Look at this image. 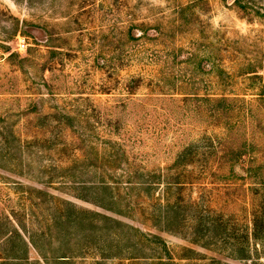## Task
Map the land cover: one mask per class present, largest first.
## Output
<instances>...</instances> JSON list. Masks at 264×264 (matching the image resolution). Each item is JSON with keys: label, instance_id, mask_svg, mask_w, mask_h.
Segmentation results:
<instances>
[{"label": "rangeland", "instance_id": "obj_1", "mask_svg": "<svg viewBox=\"0 0 264 264\" xmlns=\"http://www.w3.org/2000/svg\"><path fill=\"white\" fill-rule=\"evenodd\" d=\"M143 48L162 62L140 83ZM263 98L264 0H0V264H66L69 248L85 253L68 264H159L156 241L117 225L87 238L50 230L62 200L160 238L170 264H264L254 242L252 260H233V223L246 229L257 199L247 189L264 193ZM12 132L30 142L23 158ZM124 140L144 170L165 176L191 147L182 168L195 185L184 194L200 216L186 206L166 231L148 219L151 202L133 220L78 199L70 178L47 185L49 165L71 169L87 148ZM50 231L53 242L41 241Z\"/></svg>", "mask_w": 264, "mask_h": 264}, {"label": "trees", "instance_id": "obj_2", "mask_svg": "<svg viewBox=\"0 0 264 264\" xmlns=\"http://www.w3.org/2000/svg\"><path fill=\"white\" fill-rule=\"evenodd\" d=\"M176 25V23L171 24L172 27ZM155 30L162 36L163 43H166L170 37H173L168 35V31L163 26ZM19 33L20 32H16L14 35L12 34V38L15 39L18 37ZM143 34L145 35V30H143ZM142 39H145V37L143 38L141 36L140 40ZM167 51L168 50H164L162 53H166ZM140 53L142 54H139L141 67L136 82L142 83L146 79L153 78L154 70L158 66L157 62H162V58L158 55L160 52H156L151 56L149 54L148 57H145L144 48ZM164 59V62L168 63V54ZM150 87L156 89L152 84ZM182 95H184L185 98L189 97L187 94ZM11 136L14 137L15 140L9 141L8 143L17 144L23 158V154L30 142H28L27 145L24 144L15 132H12ZM126 142V140H124L123 143L110 141L107 149L103 151H100L97 146H91L87 148L88 160L75 158L71 169H63L56 164L49 165L48 167L52 168L51 170L55 173L53 176H56V178H53V176L49 179L46 178L47 185H53L57 183L56 180L59 179L64 181L61 182V185L65 186L67 185L65 180H69L68 178H70L74 181L75 188L80 190L81 193H85L83 196H77L78 199L89 202L103 211L133 220L136 217V212L141 211L142 204L144 202H151L153 204V213L150 214L148 219L155 222L157 227H163V230L166 231H173L172 229L175 223H179L180 220H182V223L185 221L184 216L182 219L181 217L186 206H190L199 214L200 205L198 200L190 199L187 201L184 194L187 187H194L195 185V179L194 181L190 180V178L187 177V171H184L182 168L183 163L188 160V156L194 157L191 147L186 148L183 153L177 156V160L171 168V171H175L176 174L173 176L172 174L171 176H165L163 173L144 170L137 158L128 152ZM84 149L85 148H81L80 151L82 152ZM212 149L215 151V146H213ZM246 149H248L247 145L245 148L238 150L234 157V161H236L240 153ZM43 169L45 171L49 170L45 166ZM233 170H235V164H233ZM259 172L260 167H256L251 171V176H256ZM99 173L101 174L98 176L99 178H97ZM84 175L94 178L86 181L81 180ZM247 190L253 193L256 192L254 196L257 197V199L254 201L253 211L249 215V225L246 226V229L242 230L237 221L233 223V260H252V242L256 245L257 254L260 252L259 248H262L264 251V193L258 192L256 188H249ZM42 195L55 199L48 193ZM61 202L65 204L66 208L56 216L54 224L49 225L50 230L66 227L70 229L73 228L75 232H82L81 234L85 235L87 231L92 229L94 232L99 230L104 232L109 226L117 225L128 229L130 232H137L145 238V240L148 238L156 241L159 245L158 250L161 251L157 258L159 264H170L173 261L166 243L160 238L146 235L135 228H131L103 214L78 209L70 202L64 200ZM142 215L145 216L144 214ZM210 226L213 227L216 226V224ZM50 232V234H43L41 236V241L47 238L46 240L52 243L54 235L52 231ZM100 234L102 235V233ZM60 235L61 233L59 236ZM83 238H87V235ZM24 244L26 248L29 249L25 242ZM30 244L35 250L42 253L39 245L34 240L31 239ZM68 251H70L67 252L68 254L63 252L61 254L62 256L58 257L60 262L68 264L70 259L75 255H84L85 253V250H77L76 248H69ZM43 257L46 259V254H44ZM135 259L144 260L146 257L137 256ZM21 263L33 264L30 260H23Z\"/></svg>", "mask_w": 264, "mask_h": 264}, {"label": "built area", "instance_id": "obj_3", "mask_svg": "<svg viewBox=\"0 0 264 264\" xmlns=\"http://www.w3.org/2000/svg\"><path fill=\"white\" fill-rule=\"evenodd\" d=\"M25 45H21L22 48H24Z\"/></svg>", "mask_w": 264, "mask_h": 264}]
</instances>
